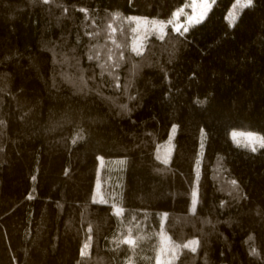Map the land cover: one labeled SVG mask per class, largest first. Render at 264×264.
<instances>
[{"label":"trees","instance_id":"1","mask_svg":"<svg viewBox=\"0 0 264 264\" xmlns=\"http://www.w3.org/2000/svg\"><path fill=\"white\" fill-rule=\"evenodd\" d=\"M186 1L0 0V264H264V0Z\"/></svg>","mask_w":264,"mask_h":264},{"label":"rangeland","instance_id":"2","mask_svg":"<svg viewBox=\"0 0 264 264\" xmlns=\"http://www.w3.org/2000/svg\"><path fill=\"white\" fill-rule=\"evenodd\" d=\"M211 2V0H209ZM216 2V0H215ZM246 0H240V4L237 5V0H235L234 4L232 5L230 11L228 12L227 18L228 19H234L237 17L236 10L240 7H243ZM205 11L203 7V0H187L184 4L181 5L180 8L176 9L173 16L168 20H162L158 18H149L144 17L141 15H133L131 17V20L133 21L134 25V38L132 42V48L135 51H140L142 47L144 46L146 40L150 36H160L166 31L167 26H171L176 31L180 32H187L190 30V28L198 23H189V18H199V16ZM209 11H207V14L204 16V18L201 20V22L206 18ZM234 14V16H233ZM187 28V31H184V28ZM179 29V30H177ZM233 132L237 133L236 139L240 140V145H244L245 143H248L247 140V133L251 132L257 137H263L261 133L250 131V130H240V129H233L230 133V137L233 138ZM243 134V135H241ZM173 135V134H172ZM235 141V140H234ZM249 148L252 149V147H255L256 150L260 149L261 146L259 143H256L253 141ZM255 150V151H256ZM113 168L118 169L119 165L122 163L123 160H115L110 162ZM119 163V164H118ZM106 166V162L104 159H100V169H103ZM109 180V179H107ZM106 181V180H105ZM104 185V181H100L97 185L96 189V198L101 201L105 202H111L113 203L114 193H109L107 195L103 194L101 190V186ZM112 190H109L110 192ZM114 204V203H113ZM115 210L117 213H121L122 209L118 205H115ZM178 246H174L170 243L169 238L166 236L163 238V246L162 251L160 252L156 264H161L162 255L168 251L175 252Z\"/></svg>","mask_w":264,"mask_h":264},{"label":"snow or ice","instance_id":"3","mask_svg":"<svg viewBox=\"0 0 264 264\" xmlns=\"http://www.w3.org/2000/svg\"><path fill=\"white\" fill-rule=\"evenodd\" d=\"M44 2L47 3L48 0H44ZM252 3H253V0H246L245 4L243 6L249 7L252 5ZM214 4H215V0H211V2H209V0H203V7H204L205 11L199 16V18L190 17L189 23L190 24L191 23H200L201 20L204 18V16L207 14V11H210ZM239 4H240V0H237V5H239ZM233 16H234V14H233ZM232 22L234 23V19ZM177 30H179V29H177ZM187 30L188 29L185 27L184 31H187ZM89 58L91 59V57H89ZM232 135H233L235 142L239 145L241 143V141L236 139L237 133L233 132ZM241 135H243V134H241ZM247 140H248V143L244 144L245 147L250 146L253 141H255L256 143H259L261 147H264V137H257L253 133L249 132V133H247ZM255 150H256V148L252 147V151H255ZM233 183H235V182L233 181ZM125 242L130 243V244L134 243V241H131V240H126ZM190 243H195V242H190ZM184 247H189V245L185 244ZM192 251H195L194 247L192 248ZM83 254H84L83 250H81V255H83ZM158 264H159V261H158Z\"/></svg>","mask_w":264,"mask_h":264},{"label":"water","instance_id":"4","mask_svg":"<svg viewBox=\"0 0 264 264\" xmlns=\"http://www.w3.org/2000/svg\"><path fill=\"white\" fill-rule=\"evenodd\" d=\"M197 199H198V198H197V196H196V197L194 198V201L196 202V201H197Z\"/></svg>","mask_w":264,"mask_h":264}]
</instances>
